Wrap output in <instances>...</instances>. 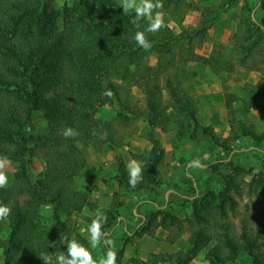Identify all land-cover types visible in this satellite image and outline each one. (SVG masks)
<instances>
[{
    "label": "trees",
    "instance_id": "trees-1",
    "mask_svg": "<svg viewBox=\"0 0 264 264\" xmlns=\"http://www.w3.org/2000/svg\"><path fill=\"white\" fill-rule=\"evenodd\" d=\"M239 1L222 0L219 8ZM163 5V14L176 24L192 8L189 0H163ZM251 10L247 3L240 9L233 46L205 58L195 53L194 41L207 33L209 13L203 14L200 29L191 35H175L166 25L155 34L145 33L152 43L145 51L133 39L138 30L130 23L134 13H123L119 0H74L62 10L55 8L54 0H0V156H7L15 167L11 183L0 189V203L11 208L6 239H0V264H43L42 254L51 255L55 264L56 255L66 248L67 241L60 242L64 237H75L90 249L73 224V217L85 210L93 214L90 224L98 211L96 202L75 188L87 166L83 149L100 153L105 147L113 151L123 145L124 135L118 128L129 127L137 118L129 108L132 87L145 95L151 150L146 156H132L144 168L143 179L135 188L128 185L126 164L117 160L115 180L124 192L158 187L164 150L154 131H169L170 113L178 144L206 138L229 156L242 139L264 143V132L258 134L241 122L231 125L228 140L218 139L212 128L200 124L190 93L196 76L191 63L208 64L216 75L236 68L262 69L258 51L264 50V0H260L259 24L251 22ZM146 26L142 20L139 30ZM153 54L157 61L151 66ZM105 90L112 95H103ZM232 99L227 97L228 108ZM110 101L121 109L107 122L102 137L103 123L97 114ZM37 114L48 130L30 145L29 130ZM66 127L78 135L63 137ZM36 160L44 164L40 179L32 173ZM228 168L230 174L222 178L221 189H204L192 202V217L185 220L190 231L185 252L152 255L149 263L131 259L127 264H191L213 241L215 246L204 258L207 264H264V207L259 206L264 198V169H246L233 162H228ZM211 169L219 174L218 166ZM115 196L104 213L107 223L102 231L106 234L115 227L124 207L120 196ZM244 198L247 202L236 229L232 220L240 213L239 201ZM46 207L52 213L45 223L41 212ZM175 228L182 229V220L167 210L150 211L136 237ZM50 241L56 246L50 247ZM121 256L118 252L117 264Z\"/></svg>",
    "mask_w": 264,
    "mask_h": 264
},
{
    "label": "rangeland",
    "instance_id": "rangeland-1",
    "mask_svg": "<svg viewBox=\"0 0 264 264\" xmlns=\"http://www.w3.org/2000/svg\"><path fill=\"white\" fill-rule=\"evenodd\" d=\"M189 1L192 8L186 12L181 24L174 23L169 15L163 14L164 24L175 35H191L200 29L203 14H211L207 33L194 41L195 53L205 58H208L213 51H223L233 46L240 9L245 3L252 9L249 14L251 22L259 24L260 21V0H240L238 4L223 9L219 8L222 0ZM73 2L74 0H54V6L57 10H62L65 6L71 7ZM263 52V49L259 50L258 57L261 56L264 62ZM156 61V55H151L149 64L155 65ZM189 66L196 74L192 79L190 93L196 105L200 124L212 128L216 137L222 141L228 140L231 125H237L235 122L252 127L258 134L264 132V66L261 67L262 69L236 68L232 73L222 72L220 75L214 74L208 64L195 62ZM228 96L234 97L229 108L226 103ZM128 100L129 108L137 118L131 121L129 127L118 128L124 135L123 145L113 151L105 147L100 153L90 148L83 149L87 166L77 177L75 188L88 194L90 200L96 202L98 211L102 214L109 209L115 195L120 196L124 207L120 211L115 227L107 233V238L115 241L114 250L122 253L120 264H127L131 259L149 263L152 255H176L188 249L190 231L189 224L185 220L192 217V202L199 198L204 189L213 188L216 191L221 189L224 182L222 178L230 174L228 162L246 169L252 167L264 169V143L256 145L249 138L242 139L229 156L220 152L213 140L210 142L206 138L178 144L175 138V120L170 113L169 131L167 133L154 131L164 150L163 161L159 168L158 187L141 193H127L118 187L115 180L117 160L120 158L127 165L134 154L146 156L151 150L145 95L140 89L132 87ZM247 104H251L248 111L245 110ZM120 109L121 107L110 101L109 105L98 112L97 118L103 123L99 130L102 137L105 125ZM47 130L46 121L37 114L29 130V144L33 145L36 138ZM194 160H198V166L193 165ZM214 165L219 167V174H214L212 171L211 166ZM5 171L10 184L15 171L14 165L11 164ZM32 173L35 179L43 177L44 164L40 160L34 162ZM175 193L179 194L180 198L174 196ZM259 201V206L264 207V198H260ZM246 202V198L239 201L240 213L232 220L236 229ZM260 207L257 209L259 210ZM155 210H167L182 220V229L167 231L158 229L154 236L136 237L138 227L144 223V215ZM51 213V209L47 207L42 210V220L45 223L50 219ZM92 217L93 214L86 210L73 217V224L79 228L80 234L87 241L88 233L84 230ZM7 232V222L0 221L1 240L6 239ZM215 244L216 242L213 241L207 245L191 264H205L204 258ZM89 248L94 259L98 260L105 255L103 244L96 248H91L89 245ZM0 263H2L1 257Z\"/></svg>",
    "mask_w": 264,
    "mask_h": 264
},
{
    "label": "clouds",
    "instance_id": "clouds-1",
    "mask_svg": "<svg viewBox=\"0 0 264 264\" xmlns=\"http://www.w3.org/2000/svg\"><path fill=\"white\" fill-rule=\"evenodd\" d=\"M119 6L123 13H134L130 23L138 30L134 34V41L138 47L148 51L152 47V43L147 39L145 33L155 34L165 27L163 19V0H119ZM146 21L147 26L144 30L140 29V22ZM105 96H111L109 90L103 92ZM65 138H74L78 132L66 127L61 132ZM194 166H198V160H194ZM12 161L7 156H0V189L8 187L9 178L6 174V169L9 168ZM128 174V185L135 188L143 179L144 168L141 162L130 159L126 165ZM11 215V208L0 203V221H7ZM107 223V216L97 211L91 223L84 230L88 233V243L91 248H96L103 244L105 248V255L100 259H94L92 253L87 247L80 243L75 237L68 239L64 237L60 242L67 241L66 248L55 257V264H117V252L114 250L115 241L107 238V234L102 231L103 225ZM50 247H55L56 242L50 241ZM43 264H53V257L48 254H42L39 257ZM207 264V262H205Z\"/></svg>",
    "mask_w": 264,
    "mask_h": 264
}]
</instances>
